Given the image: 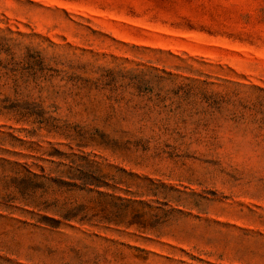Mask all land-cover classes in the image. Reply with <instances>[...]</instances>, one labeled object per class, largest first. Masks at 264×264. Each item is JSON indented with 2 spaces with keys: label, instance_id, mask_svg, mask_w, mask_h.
<instances>
[{
  "label": "rangeland",
  "instance_id": "obj_1",
  "mask_svg": "<svg viewBox=\"0 0 264 264\" xmlns=\"http://www.w3.org/2000/svg\"><path fill=\"white\" fill-rule=\"evenodd\" d=\"M0 264H264V0H0Z\"/></svg>",
  "mask_w": 264,
  "mask_h": 264
}]
</instances>
